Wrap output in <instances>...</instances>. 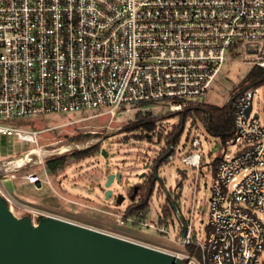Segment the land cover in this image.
Segmentation results:
<instances>
[{
	"label": "built area",
	"instance_id": "2783aa9c",
	"mask_svg": "<svg viewBox=\"0 0 264 264\" xmlns=\"http://www.w3.org/2000/svg\"><path fill=\"white\" fill-rule=\"evenodd\" d=\"M238 40L264 67V0H0V133L39 145V130L13 121L88 109L116 116L157 102L181 109L208 94ZM260 90L264 100L263 84L235 102L236 132L226 143L243 146L221 154L212 171L204 237L194 208L186 218L176 203V237L171 216L161 222L162 210L153 221L149 209L127 215L124 207L110 211L114 222L172 237L177 250L157 248L179 264H264V122L254 109ZM201 144L194 137V151L183 156L173 146L163 163L181 160L202 171ZM17 160L4 159L0 169L16 177L10 168ZM26 178L43 183L37 173ZM0 193L11 201L1 184Z\"/></svg>",
	"mask_w": 264,
	"mask_h": 264
},
{
	"label": "rangeland",
	"instance_id": "374dc122",
	"mask_svg": "<svg viewBox=\"0 0 264 264\" xmlns=\"http://www.w3.org/2000/svg\"><path fill=\"white\" fill-rule=\"evenodd\" d=\"M257 56L249 50L246 41L238 40L235 46L228 49L227 60L208 94L202 99L189 101L181 109H171L168 103L157 102L139 105L126 114L116 116L88 109L77 113L14 120L13 124L24 129L39 130V145L0 133V165L4 159L25 156L33 147L39 151L31 156L33 159L30 162L18 166L14 178L0 169V184L3 189L4 186L8 189L9 193L6 194L11 198V201L6 198L7 206L16 216H29L35 224H41L50 217L62 218L125 235L159 248L177 250L172 237L148 227L118 225L110 211L127 207L133 202L137 184L144 183L147 175L154 171V161L166 147L168 135L182 127L184 112L181 111L192 104L227 103ZM254 109L260 112L264 122L261 90L254 96ZM143 117L155 119L156 127L152 133L128 128ZM194 137H199L202 142L200 153L203 170L181 160L160 165L157 172L163 182L156 180L148 218L158 220L162 206L166 204L167 194L171 193L186 218L190 215V209L194 208L195 230L198 237L202 238L208 226L209 195L213 180L211 163L221 154L236 153L243 144L224 143L219 137L209 134L202 123L191 116L184 124L180 142L176 144L179 148L176 155L183 156L194 151L191 145ZM63 145L69 149L58 152L56 148ZM95 145L97 148L93 154L84 158L74 156L76 151ZM62 155L67 156L64 166L56 171L48 169L47 160ZM179 168L184 169L185 173H180ZM30 173L40 175L43 179L41 186L28 181L26 175ZM132 187L134 194H131ZM174 209L173 206L169 230L176 237L179 234V218Z\"/></svg>",
	"mask_w": 264,
	"mask_h": 264
},
{
	"label": "water",
	"instance_id": "95a60500",
	"mask_svg": "<svg viewBox=\"0 0 264 264\" xmlns=\"http://www.w3.org/2000/svg\"><path fill=\"white\" fill-rule=\"evenodd\" d=\"M251 108L252 104L247 109L248 115ZM157 169L158 165H155V178L163 182ZM179 171L185 173L184 169L179 168ZM41 185V182L37 183V186ZM6 200L0 193V264L180 262V258L157 247L62 218H46L37 227L29 216H16L7 206Z\"/></svg>",
	"mask_w": 264,
	"mask_h": 264
},
{
	"label": "trees",
	"instance_id": "16d2710c",
	"mask_svg": "<svg viewBox=\"0 0 264 264\" xmlns=\"http://www.w3.org/2000/svg\"><path fill=\"white\" fill-rule=\"evenodd\" d=\"M264 84V67L259 64H254L250 71L245 75L241 83L234 89L233 94L229 101L223 105L211 104V103H199V105L192 104L186 107L183 113V122L181 128H176L172 131L166 139V147L160 152L159 156L154 161L155 165L163 164L165 157L172 152V146H176L180 142L182 134L184 132V124L188 117H193L198 119L205 130L215 136L219 137L224 143L231 137L235 135L236 132V122L234 116L235 102L237 98L242 95L245 91L257 88ZM192 102V101H191ZM156 127V121L152 117H143L138 121L132 123L128 128L130 130L142 129L145 133H152ZM97 146L89 147L87 149L78 150L74 153L76 158H84L93 154ZM67 160V156L62 155L53 159L47 160V167L51 171H56L62 168ZM220 157L215 158L212 163V171L214 172L216 165ZM156 178L155 170L151 171L147 175V179L144 183H139L136 186V193L133 197V202L127 206L126 214H135L140 210L147 211L150 206V199L153 195L155 188ZM133 188H131V194L133 193ZM133 190V191H132ZM171 193L167 194L166 204L162 206V220L165 222L166 219L173 214V202H175V197L171 196ZM139 196L138 202H134L136 197Z\"/></svg>",
	"mask_w": 264,
	"mask_h": 264
},
{
	"label": "bare ground",
	"instance_id": "6f19581e",
	"mask_svg": "<svg viewBox=\"0 0 264 264\" xmlns=\"http://www.w3.org/2000/svg\"><path fill=\"white\" fill-rule=\"evenodd\" d=\"M68 149V147H67V145H63L62 147H58V148H56V150L58 151V152H63V151H66ZM53 150H55V149H53ZM29 151V150H28ZM38 149H37V147H33L32 148V150H30L29 151V154L28 155H26V156H22L21 158L20 157H18V164H17V162L15 163V164H17V167L15 168V166L13 165V166H11V170H15V169H17L18 168V166H23V165H25L27 162H30L33 158L31 157V155L32 154H37L38 153ZM51 152V151H50ZM27 153V152H26ZM29 159V160H28ZM28 160V161H27ZM15 168V169H14ZM12 211V210H11ZM13 212V211H12ZM37 227H40V225H38V224H35Z\"/></svg>",
	"mask_w": 264,
	"mask_h": 264
},
{
	"label": "crops",
	"instance_id": "0c3cea01",
	"mask_svg": "<svg viewBox=\"0 0 264 264\" xmlns=\"http://www.w3.org/2000/svg\"><path fill=\"white\" fill-rule=\"evenodd\" d=\"M4 189H5V192H6V193H9V192H8V189H7L5 186H4Z\"/></svg>",
	"mask_w": 264,
	"mask_h": 264
}]
</instances>
